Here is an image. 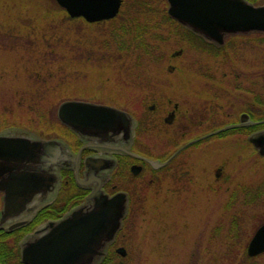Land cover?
Segmentation results:
<instances>
[{"label": "rangeland", "instance_id": "obj_1", "mask_svg": "<svg viewBox=\"0 0 264 264\" xmlns=\"http://www.w3.org/2000/svg\"><path fill=\"white\" fill-rule=\"evenodd\" d=\"M81 19H68L55 0H0V116L25 122L34 118L44 129L48 120H58V106L66 99L124 106L147 127L136 145L165 159L185 139L218 124L211 120L187 127L178 119L171 124L163 116L174 104L197 110L202 99L213 98L212 103L236 113L255 97L264 103V44L237 40L225 57L180 35L159 40L147 33L150 53L141 59L140 74L134 71V33H126L119 21ZM121 46L126 48L118 53ZM202 105L211 109L209 102ZM57 125L56 133L47 136L68 135ZM241 136L240 131L214 135L183 149L169 170L151 171V177L143 178L147 186L139 183L141 176L137 179L139 186L130 188L136 187L141 200L138 214L134 210L125 218L116 240L127 254L114 250L125 264H264V253L244 259L248 241L264 222V196L247 207L242 190L260 186L264 192V157ZM126 179L115 183L127 189ZM234 213L241 237L235 245L230 231Z\"/></svg>", "mask_w": 264, "mask_h": 264}, {"label": "water", "instance_id": "obj_2", "mask_svg": "<svg viewBox=\"0 0 264 264\" xmlns=\"http://www.w3.org/2000/svg\"><path fill=\"white\" fill-rule=\"evenodd\" d=\"M123 0H57L72 17L82 16L89 22L115 17L120 11ZM168 13L182 25L201 35L208 41L221 45L231 34L264 32V3L254 4L248 0H167ZM172 69V67H170ZM154 107V106H152ZM58 118L72 130L83 135L108 134L112 130L130 131L131 120L128 112L115 106L71 99L63 101L58 107ZM248 117V116H247ZM245 118H242L244 120ZM170 121V119H166ZM136 124V120H134ZM247 123L239 124H253ZM238 126L230 124L214 132ZM249 140L264 155V129L253 132ZM41 156L38 188L32 169L27 162L33 163L32 156L25 155V170L16 174V159L6 151L3 153L1 169L7 172V180L0 188L5 189L4 205L0 211V228L13 229L31 221L45 204L28 206V202L47 185L53 177L49 171L53 166L68 160L65 143L60 139L40 140ZM25 145L28 143L25 141ZM31 145V144H29ZM133 155L137 153L129 150ZM36 161V160H35ZM154 167L159 168L167 161L147 158ZM32 165H30L31 167ZM20 167H22L20 165ZM28 169V170H27ZM139 169L135 168L134 173ZM53 180V178H51ZM49 181H52V180ZM79 182H83L77 174ZM93 200L91 207L80 206L66 213L58 220H50L29 235L22 243L21 257L27 264H92L96 257L104 254L103 246L111 242L127 213V194L117 192L109 196L98 185L89 195ZM122 255L126 249H117ZM264 252V222L251 237L247 253L255 256Z\"/></svg>", "mask_w": 264, "mask_h": 264}, {"label": "flooded vegetation", "instance_id": "obj_3", "mask_svg": "<svg viewBox=\"0 0 264 264\" xmlns=\"http://www.w3.org/2000/svg\"><path fill=\"white\" fill-rule=\"evenodd\" d=\"M195 35H197L198 37H202L199 34ZM206 42L214 46H218V44L214 41L207 40ZM212 100L213 98H209L208 100L202 99V103L199 105V107H197V110L187 109L183 111L180 107V104L176 103L174 104L173 108L166 111L163 118L164 120L165 118L170 119L171 124H173L177 119L187 127H189L190 124L201 126L205 123L211 122V120L218 124L221 123V125L217 126V124L213 129L209 131H205L203 133H199V135L197 134L192 138L185 139L184 142L180 143V145L178 146L179 148H181L180 152L191 145H200L201 143L211 139V137H213L214 135H225L228 133V131L231 130L240 131V133L243 135V137L241 136V138H244L243 140L246 139L248 142H250V135L253 132L264 128V103L263 100H261L260 96L251 99L247 104H245L244 110H241L240 112L238 111L236 113L234 111L230 112L223 110L221 108L222 103L215 104L216 102L212 103ZM206 102H209V106L211 109L205 110L202 108V104ZM124 109L127 110L129 118L131 120L129 132H127L125 129H122L119 131L112 130L108 134L100 133L97 135L89 136L80 134L72 130L68 126V135L65 136L67 139L64 141L66 150L68 151V160H65L64 162H62V164L53 166V168L49 171V173L53 177L48 176L49 179H47V185L43 188V190H40L36 195H34L30 202H28V206H40L42 204L47 205L56 198L63 181L61 173L63 169L71 170L76 180L75 189H77V194L74 195V197H76L74 201L75 204L68 208V213L73 209L83 205L87 208L91 207V205L93 204V200L88 199V195L98 185L103 190V192L105 194H108L109 196L115 194L116 192L123 191L128 194L127 197H130V189H122L120 188V184L115 183L116 179L119 180L123 177L121 176V167L123 166V164L127 168V175L129 174L131 180L140 178V176L144 179L147 177H151L149 176L150 172L154 169L146 160V158H149L150 156L147 155V153L138 150L134 145L137 143V140L145 138V136L138 133L137 124L134 123V120H136V118L135 115L132 114V111L127 108ZM254 110L257 112L254 113ZM232 114L236 115L233 120ZM9 116L10 115L3 114V116L0 118V186L4 185L5 181L8 178L7 172H3L1 169L3 153L6 151L7 153L10 152L9 154L11 155L16 156L15 160L11 159L10 165H17L16 174L20 176V173L25 170L23 166L25 165V162L21 159L25 155V150H27V155L32 156L34 159L33 163H26L27 168L29 170L32 169L35 173L34 178L37 179H35L36 181L34 185L36 186V188H38V180L40 177L39 167L41 165V163H39L38 161L41 156V145L39 141L53 139L54 137L47 136V132L56 133V130L42 129L39 122H34V118H29L28 121L25 122L23 119L16 120L12 119ZM228 118L230 119V121H227V123L225 121ZM242 118L245 119L242 120ZM251 120L254 122L253 124H243L241 126L239 125L242 123H247ZM228 124H237L238 126L231 130L220 131L217 133L214 132L215 130L220 129ZM250 129L252 130L250 131ZM185 131L186 130H183L180 133L185 135ZM245 134L247 135L245 136ZM25 141H27L28 143L27 146L25 145ZM129 150L140 154V156L133 155L131 152H129ZM169 156L170 155H168L164 160H167ZM172 161L173 160H170L164 166V168L169 170ZM20 165L22 167H20ZM30 165L32 166L30 167ZM135 168H138L140 171L138 176H134L132 174ZM77 174L83 182L78 181ZM51 178H53V180ZM50 179L52 181H49ZM151 180L152 178L149 179V181ZM144 185L146 186L147 184ZM70 189L71 186H68L69 197L72 196V191H70ZM4 193L5 189L0 188V207L4 205ZM119 232L120 230L118 231L114 240L103 246L102 250L105 253L100 255L99 257H96L92 264H98V262L102 260V258H104L106 254H108L110 248H113V250L117 252V249L119 247L124 246L120 243H117L116 241Z\"/></svg>", "mask_w": 264, "mask_h": 264}, {"label": "trees", "instance_id": "obj_4", "mask_svg": "<svg viewBox=\"0 0 264 264\" xmlns=\"http://www.w3.org/2000/svg\"><path fill=\"white\" fill-rule=\"evenodd\" d=\"M251 1H257V0H251ZM153 3H155L156 7ZM66 17H68V19H75V17H70L67 13H66ZM79 18L81 19L82 17H79ZM103 21L105 22L119 21L118 25H123L122 29L124 31H126L127 29L126 33H129V32L134 33V36L131 38V41H134V40L137 41V45H135L136 49L134 48L135 46H132V49L136 52V57H137V61L136 63H134L135 65L134 71L140 74H141V71H140L141 68L139 66L141 64V59L148 56V54L150 53L149 48L151 46H149L147 43L148 41L147 33H151L152 37H155L159 40L160 39L170 40L172 36L174 38L176 37L175 35L177 36L180 35L181 38L183 37L185 40L187 39V41H189L190 44L195 43V42L202 43L201 45L203 47L206 46L207 48L214 49L216 53L218 52L219 54L223 53L225 57L229 56L232 45H235V42L237 40L248 41L254 46H260L264 44V33H260V32L249 34L251 36L249 35L231 36L227 44H225L221 48H215L211 44H206L203 39L195 36L190 30H188L186 27L179 24L175 19H173L172 17L168 15L166 0H130V1L125 0L121 11L116 17L112 19H108V20H103ZM1 26L2 25H0V27ZM162 26H164L165 28H162ZM133 27H135V29ZM161 32H168V33L170 32L171 35H168L167 38L166 37L164 38L162 37L163 33ZM123 48L125 49L126 47L124 46L117 47L118 53H119V50H122ZM141 77H139L138 79L142 81L144 77L143 76ZM143 97L144 96H142L141 98ZM145 98H143V100ZM141 104L143 103H140V105ZM256 112L257 111L254 110V113ZM42 116L44 117V114H42ZM263 116H264V107H263ZM144 119L145 117L143 118V121L145 122ZM48 122L46 125H43L44 129H46V127H47V130H50V129L57 130L59 128L57 125V123H60L59 120H55V122L54 121L53 122L50 121L49 123ZM145 124L147 125L146 122ZM61 126H63L68 133L67 127H65L64 125H61ZM146 128L147 127H142V125L140 126V122H139V126H138L139 132H143ZM233 131H237V130H233ZM121 176H123L122 177L123 179L128 177V179H126L128 183L127 189H130V192H131V206H130V212L128 215V218H130L132 214L134 213V210H136L138 214L139 208H138L137 203L141 202V200L139 201L138 196L136 194L137 192L135 189L136 187H134V189L130 187H132V185L139 186V183L141 185L144 183H142L143 181H140L139 183H137L136 179L131 180L129 177V174L127 175V168L124 166V164L121 167ZM62 177H63V181H62V187L60 190V194L58 198L52 204L39 210L38 213L34 216V218L29 223L23 226H20V227L11 229V230H6L2 228L0 229V264H26L21 260V243L25 235L33 231L38 225L47 221L48 219L59 218L66 211H68V208H70L73 204H75L74 201L76 197H74V195L77 194V189H75L76 182H75L74 174L71 170L63 169ZM68 186H71V189H70V191H72L71 197L68 196ZM258 187L254 188L253 186H248V185L242 187V190L244 189V194H245L244 196L246 198L244 200V203L247 205V207L249 206L248 203L252 202L251 200H255V199L259 200L260 197L263 198L264 192L261 189H258ZM238 190L236 189L233 191V193L230 194V197H231L230 199L236 200L237 195L239 193ZM63 194L64 196H62ZM247 207H243L242 210ZM236 216L237 215L234 213L232 215V220L230 222L231 223L230 231L234 232V235H233L234 244L233 245H235V243L237 242H240L241 240V237L237 236L238 235L237 232L239 229L237 227L238 220L236 219ZM126 222H128V219ZM128 224L129 222L127 223V226ZM252 258L253 257H250L245 252L244 254L245 262L252 260ZM123 259H124L123 257L121 258L120 255L114 253L113 248H111L108 255L103 259V261L100 264H121V263L125 264L126 261L123 262L122 261Z\"/></svg>", "mask_w": 264, "mask_h": 264}]
</instances>
